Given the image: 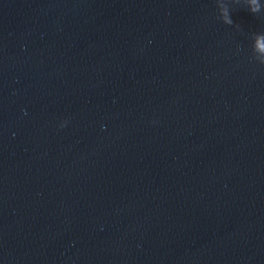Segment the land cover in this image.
Wrapping results in <instances>:
<instances>
[{
	"label": "water",
	"instance_id": "obj_1",
	"mask_svg": "<svg viewBox=\"0 0 264 264\" xmlns=\"http://www.w3.org/2000/svg\"><path fill=\"white\" fill-rule=\"evenodd\" d=\"M0 264H264V0H0Z\"/></svg>",
	"mask_w": 264,
	"mask_h": 264
}]
</instances>
